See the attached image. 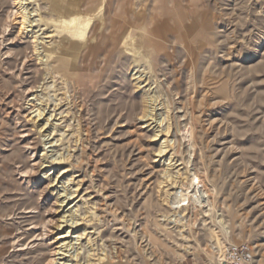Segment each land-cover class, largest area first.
<instances>
[{
    "label": "rangeland",
    "instance_id": "374dc122",
    "mask_svg": "<svg viewBox=\"0 0 264 264\" xmlns=\"http://www.w3.org/2000/svg\"><path fill=\"white\" fill-rule=\"evenodd\" d=\"M56 1L77 0L32 1L49 21L34 31L52 33L59 43L41 64L13 0H0V261L44 263L39 252H21L14 244L28 241L46 218L63 213L57 188L49 185L59 175L55 183L73 189L84 179L78 214L93 218L86 225L100 251L121 250L123 260L110 264H146L140 245L154 259L163 258V264H182L184 259L183 264H191L193 258L219 263L207 252L201 223L195 224L196 236L185 250L177 225L166 217L174 214L162 201V171L168 167L167 161L159 162L161 141L154 137L164 108L157 106L154 120L141 118L146 98L156 93L169 103L171 114L180 115L183 126L191 125L193 113L199 119L197 138L179 141L174 133L181 154L171 171H180L183 180L187 172L208 177L209 186H215L208 199L216 203L206 225L214 223L219 211L231 227L225 247L250 243L256 264H264V0H146L143 8L153 25L128 30L119 24L95 28L79 24L78 18H56L49 13ZM117 19L123 20L121 14ZM134 28L140 39L132 51L126 38ZM148 38L164 42L150 67L146 59L136 60ZM136 71L143 83L134 79ZM32 97L42 107L50 106L47 117L56 106V118L50 116L53 125L47 128L50 136L38 126L45 120L32 117ZM23 134L38 157L44 151L51 162L62 155L71 159L37 167L31 177L37 185H30L22 177L32 164ZM72 175L75 181L68 183ZM180 190L182 198L191 194L188 187ZM54 226L51 234L57 236ZM133 227L142 239L132 235ZM82 244L87 247V240ZM181 253L185 257L178 261Z\"/></svg>",
    "mask_w": 264,
    "mask_h": 264
},
{
    "label": "bare ground",
    "instance_id": "6f19581e",
    "mask_svg": "<svg viewBox=\"0 0 264 264\" xmlns=\"http://www.w3.org/2000/svg\"><path fill=\"white\" fill-rule=\"evenodd\" d=\"M32 1L33 0H13L12 4H14V7L16 8L15 13L16 12L21 13L20 14L21 26L25 29L26 37H29L32 40V43L34 45V52L37 55L40 63L42 64L44 61L47 62L48 54H50V52H52V50L56 48L55 46L58 45L59 43L53 42L54 37H52L53 35L52 33L49 32L47 33L43 31L41 34H39L38 31H34L35 27L41 28V26L43 25L44 26L49 25L47 24L49 23V21H45L43 20V18H41L39 7L36 6V8H34V4L32 3ZM30 5L33 6L30 8ZM32 13H34L33 17H32ZM35 13H37L39 16L40 21L38 23L36 22L37 20L34 19V17L36 16ZM149 25L150 26L153 25L152 21ZM138 32H139L138 29L134 28L131 30L130 36L126 38V41H128L126 47L129 49L131 48L130 50L132 51L134 49V46L137 44V42L135 41L137 39L138 40L140 39L139 38L140 34ZM42 34H45L44 37H42ZM163 47H164V42L162 40L158 41V39L155 38L152 39L148 38V40L145 39L142 46L143 51L140 53V56L139 55L136 56V60L140 61L141 58H144V60L146 59V61L148 62L149 67L153 66L155 61L154 56L157 53H159V51L162 50ZM134 50H136V48ZM45 57L47 58L45 59ZM138 66H142V65H138ZM133 75H135L134 79L137 80V83L144 82V80L142 81V74H140L138 71L134 72ZM166 85L167 88H169V84L167 83ZM145 103H146V108L141 113L142 119L148 118V120H150L152 116V119L154 120L157 106L161 105L164 108V111L161 114L160 123L156 124L158 130L157 133H155L154 137L158 138V140L161 141L156 154L157 156H160L159 162L161 164L162 163L164 164V162L167 161V167H168L162 171V176L166 180L165 182L166 184L162 190L163 193L162 201L171 205L174 214L172 216H166V217L169 220L173 219L174 224L177 225L179 229L178 230L179 235L182 236L183 239H185V242L183 244L185 250L189 249L190 246L189 240L191 238H195L196 236L195 224L201 223L203 227H205L206 235L208 237V244H207L208 254L213 260H217V261L219 260V262H221L225 257V254L229 247V246L225 247L224 240L226 241L227 235L230 233L231 227L228 225V221H226V219L222 216L221 213H219V211L215 217L214 223L212 225H206L207 217L208 215H210V212L215 207V203H216V201H214L213 199H208V196L211 192L210 189H214L215 186L211 184L210 187L207 182L208 177H202L198 172L195 173L187 172V177L185 178V180H183L182 178H180L181 177L180 171H178L177 174L171 171V166L177 163L179 159V155L181 154L180 148H177V150L175 149L174 135L176 133L179 135V141H181V137L184 138L187 137L189 138V140H191L195 135L197 138L198 137L197 128L199 124V119L193 113L192 123L191 125L190 124L188 125L190 127L183 126V123L180 120V115L177 113L171 114V108L168 105L169 103H166V101L159 100V96L156 93L153 95L149 94L145 100ZM29 104L31 106L30 108L33 109L30 112L33 114L32 117H34L35 119L34 121L45 120L44 122L40 123L38 126L40 127V130L42 132L47 131L46 136L47 135L50 136L51 133L48 132L49 130L47 128H48V124L50 123V116L51 117L54 116V118H56V114L54 113L56 110V106L54 107V111L50 114V116L47 117V114L45 112H46V108L50 107L49 105H47L46 107H42L39 103H36V98L34 97L30 99ZM153 123H149L148 126H151ZM81 135L82 134H80L79 136V140L83 137ZM23 138L26 142L27 150H29L31 153L32 164L31 167H29V169L22 174V177L24 176V179L30 185L36 186L37 183L35 182L33 183V181L31 180L32 174L35 173L37 167L41 168L46 163H49L51 161H49V156L47 155V153H44V151L42 154L43 157L40 156L38 157L33 146H31L32 142L28 141L30 139L28 135L23 134ZM81 145H83L82 148L83 153H86L87 148L84 145V141L81 143ZM179 147H180V143H179ZM70 159H71V155L68 156L62 155L60 159L55 158L51 163H53L52 165H54V163L63 164L69 161ZM62 171L65 174L67 172V168H64V170ZM62 171L60 173H62ZM44 174H45L44 179L48 180L50 173L45 172ZM58 177L59 175H57L55 179H51L49 181V185L54 184L52 186H55V188H57V195H58L57 201L60 203L59 209H61V212L63 213L59 215L58 219H55L54 216L46 218V220L43 222V225L41 224L42 228L38 233L36 232L31 233L30 231L32 237L29 240L27 239L28 241L26 242L19 239L14 244V249L19 250L21 252H27L29 250L34 252H39L38 257L44 260L43 264H110L115 261L123 260L124 257L122 256L123 254L121 250H119V247L115 246L112 249L103 247L101 248L100 251L96 242L93 243V241H91V234L93 231L91 232L88 231L89 227L86 225V223L91 222L93 218L90 216V214L89 215L86 214L84 216L78 214L80 210L79 202L81 201V199L80 198L77 199V198L79 197L80 188L84 184L83 183L84 179L82 181L75 182L74 183L75 189H73V186L70 185L66 186L64 182H61L62 184L61 186H59ZM56 181H58V183H55ZM70 181L73 182L75 181L73 175L71 176L70 179L67 180L68 183ZM181 187L189 188L191 192L189 197L187 198L181 197V190H180ZM60 188H63L62 192L60 191L61 190ZM76 199L77 201H75ZM71 202H74V204L67 208V206ZM84 203L86 202L83 201V204ZM261 204L263 206L262 209H264V200ZM183 210H188L190 213L189 214L183 213L182 215H180V212H182ZM22 222L24 221L22 220ZM17 223L19 224V222ZM54 224L56 225L54 226L55 229H57L58 231L57 236L51 234V232L54 231L52 230V226ZM131 232L136 239L141 238L140 230H137L135 229V227H133ZM83 240L85 241L87 240V247L85 248H83L82 246ZM138 248L140 249L141 255L144 261L146 262V264H163L162 263L163 258H161V260L160 258L154 259L153 255L149 254L146 249L141 247V245ZM182 257H183L182 253L177 254L178 260H180ZM262 257H264V254H262ZM0 264H9V262L2 260L0 261Z\"/></svg>",
    "mask_w": 264,
    "mask_h": 264
},
{
    "label": "crops",
    "instance_id": "0c3cea01",
    "mask_svg": "<svg viewBox=\"0 0 264 264\" xmlns=\"http://www.w3.org/2000/svg\"><path fill=\"white\" fill-rule=\"evenodd\" d=\"M64 3L56 1L49 13L61 19L78 18L79 24H90L95 28L107 24L111 26L119 24V26H127L125 30H128V26L131 28L132 25L151 23L150 14L143 8L146 6V0L138 2L136 0H77L74 3ZM138 6L142 7L141 10H137ZM116 11H119L118 16L120 17L121 14L123 20L117 19ZM120 29L124 32L123 27ZM184 257L185 255L182 258ZM184 261L185 259L182 264ZM191 264H202V262L200 259L193 258Z\"/></svg>",
    "mask_w": 264,
    "mask_h": 264
},
{
    "label": "built area",
    "instance_id": "2783aa9c",
    "mask_svg": "<svg viewBox=\"0 0 264 264\" xmlns=\"http://www.w3.org/2000/svg\"><path fill=\"white\" fill-rule=\"evenodd\" d=\"M218 264H256V249L250 243L229 245L225 257Z\"/></svg>",
    "mask_w": 264,
    "mask_h": 264
}]
</instances>
